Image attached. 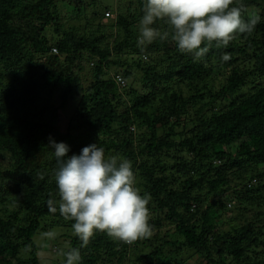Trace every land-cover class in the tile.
<instances>
[{
	"label": "trees",
	"instance_id": "16d2710c",
	"mask_svg": "<svg viewBox=\"0 0 264 264\" xmlns=\"http://www.w3.org/2000/svg\"><path fill=\"white\" fill-rule=\"evenodd\" d=\"M237 2L253 33L194 60L137 46L143 0H0V264H41L48 230L51 263L80 246L46 204L50 139L130 160L149 197L151 236L98 233L82 264H264V0Z\"/></svg>",
	"mask_w": 264,
	"mask_h": 264
},
{
	"label": "clouds",
	"instance_id": "9594fccd",
	"mask_svg": "<svg viewBox=\"0 0 264 264\" xmlns=\"http://www.w3.org/2000/svg\"><path fill=\"white\" fill-rule=\"evenodd\" d=\"M160 22L170 31H161ZM260 22L259 14L246 17L243 3L237 0H143L137 46L143 51L170 36L181 53L198 60L213 43L227 47L236 36L253 33ZM229 59L227 54L221 56L222 62ZM49 147L57 165L58 199H48L46 204L50 212L74 221L72 234L80 241L79 248L58 250L59 264H82L81 249L98 233L128 244L151 236L149 197L135 186L130 160L107 157L97 143L71 156L64 142L50 139ZM42 238L54 240L56 234L45 232Z\"/></svg>",
	"mask_w": 264,
	"mask_h": 264
},
{
	"label": "rangeland",
	"instance_id": "374dc122",
	"mask_svg": "<svg viewBox=\"0 0 264 264\" xmlns=\"http://www.w3.org/2000/svg\"><path fill=\"white\" fill-rule=\"evenodd\" d=\"M61 9L63 10V12H70L71 10L64 4H61ZM55 231V230H54ZM48 232H50L48 230ZM61 230L58 229V233H60ZM42 232L38 233L35 235L34 240L36 241L37 244H40L42 246V250L39 252V254L41 255L40 257V261L41 264H53L51 263V260H53L52 255L50 254V248H51V244L55 243V240H47L42 238ZM55 250V247H52Z\"/></svg>",
	"mask_w": 264,
	"mask_h": 264
},
{
	"label": "built area",
	"instance_id": "2783aa9c",
	"mask_svg": "<svg viewBox=\"0 0 264 264\" xmlns=\"http://www.w3.org/2000/svg\"><path fill=\"white\" fill-rule=\"evenodd\" d=\"M51 50H52L54 53H57V49H56V48H52ZM216 162H217V163H220V160H217Z\"/></svg>",
	"mask_w": 264,
	"mask_h": 264
}]
</instances>
